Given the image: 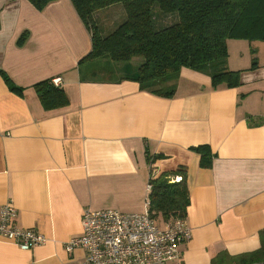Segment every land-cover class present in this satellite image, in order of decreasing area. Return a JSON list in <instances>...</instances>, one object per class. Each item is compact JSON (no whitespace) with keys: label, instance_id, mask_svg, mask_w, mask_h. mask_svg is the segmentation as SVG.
<instances>
[{"label":"crops","instance_id":"1","mask_svg":"<svg viewBox=\"0 0 264 264\" xmlns=\"http://www.w3.org/2000/svg\"><path fill=\"white\" fill-rule=\"evenodd\" d=\"M105 23L116 25L103 16ZM90 49L70 0L42 10L0 0V208L10 202L17 227L46 237L28 250L0 237V264H81L85 251H67L66 242L81 233L83 210L143 212L149 179L179 166L186 167L191 236L172 264H229L226 257L257 250L264 42L227 40V67L240 70L239 85L214 88L208 75L182 68L170 98L140 89L136 63L82 61ZM251 49L257 66L238 65L239 51ZM4 74L22 91L11 90ZM46 78L60 79L66 105L43 108L33 84ZM198 145L209 146V167L200 166ZM147 153L161 158L148 161Z\"/></svg>","mask_w":264,"mask_h":264},{"label":"trees","instance_id":"2","mask_svg":"<svg viewBox=\"0 0 264 264\" xmlns=\"http://www.w3.org/2000/svg\"><path fill=\"white\" fill-rule=\"evenodd\" d=\"M42 10L55 0H27ZM77 15L90 33L91 49L81 59L137 65L133 78L140 89L161 97H172L182 68L204 73L214 88L240 84V70L227 67L228 39L264 42V0H70ZM120 3L125 19L107 32L100 25V12ZM158 8L155 12L154 9ZM157 15L172 16L174 23L155 28ZM176 21V22H175ZM26 33L21 35L20 41ZM254 49H251L253 52ZM255 52V51H254ZM257 66L252 59L251 68ZM9 88L21 92L4 74ZM46 110L68 103L64 89L51 78L33 84ZM200 154V166L209 167L208 145L193 148ZM161 158L149 155L148 161ZM180 176L179 181L175 178ZM148 212L159 225L178 218L186 219L190 203L186 167L162 172L149 179ZM260 247L252 252L226 257L229 264L264 263V230L259 232ZM221 256L215 258L218 262Z\"/></svg>","mask_w":264,"mask_h":264},{"label":"built area","instance_id":"3","mask_svg":"<svg viewBox=\"0 0 264 264\" xmlns=\"http://www.w3.org/2000/svg\"><path fill=\"white\" fill-rule=\"evenodd\" d=\"M60 85V79H53ZM180 176L175 181L180 180ZM150 190L151 185L148 184ZM17 208L10 202L0 208V237L28 250L46 241L33 229L17 227ZM191 236L184 218L159 225L148 212H122L113 208L84 209L81 233L66 242V250L82 248L81 264H172L180 257V244ZM264 264V263H261Z\"/></svg>","mask_w":264,"mask_h":264},{"label":"rangeland","instance_id":"4","mask_svg":"<svg viewBox=\"0 0 264 264\" xmlns=\"http://www.w3.org/2000/svg\"><path fill=\"white\" fill-rule=\"evenodd\" d=\"M119 8L121 9V13H122V17H120V19H119V15H118L120 13L119 12ZM154 11L157 12L158 8L155 7ZM113 12H115V14L114 15H110V14H113ZM100 13H101V18L103 16L109 17V18L112 19V22H116V25L119 24L120 22H122L125 19V12H124V9H123V7H122V5L120 3H117V4L111 6L108 9L102 10V12H100ZM114 19H116V20H114ZM174 20L175 19L172 16L157 15L155 28L156 29H160V28H163L165 26H168V25L172 24V22L174 23ZM107 23H110V22H107ZM116 25H112V26L110 25L109 26L106 23L103 24L102 25V29L107 26V28L103 29V32L109 31L110 29L114 28ZM229 40L244 41V42L248 43V41L244 40V39H229ZM230 47H231V45H230ZM231 55H232V57L234 56V51H232ZM254 57L256 58V60H258V57L254 53V51L251 52V54H248V55H245V52H243V54H241L240 51H239V56L237 57L238 65L243 66V64H246V63L249 65V64L252 63V59ZM115 76L116 75L112 74V77H115Z\"/></svg>","mask_w":264,"mask_h":264}]
</instances>
